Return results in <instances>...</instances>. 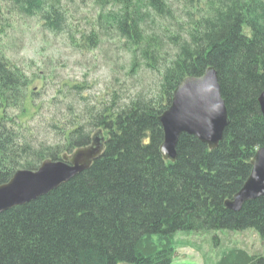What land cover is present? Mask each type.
Masks as SVG:
<instances>
[{"label":"trees","instance_id":"16d2710c","mask_svg":"<svg viewBox=\"0 0 264 264\" xmlns=\"http://www.w3.org/2000/svg\"><path fill=\"white\" fill-rule=\"evenodd\" d=\"M0 2H7V11L13 5L19 14L41 17L57 34L68 28L71 9L63 3L75 0ZM117 2L101 7L97 31H116L134 54L127 74L147 67L161 81L152 92H140L127 104L115 101L91 116L105 149L88 171L0 215V264H174L178 233L253 230L264 244V197L247 202L240 212L225 206L243 188L254 156L264 148L259 105L264 0ZM148 23L153 32L146 29ZM167 45L173 47L171 54ZM209 68L218 73L228 109L223 141L212 151L183 135L176 162L165 161L160 117L177 87ZM36 80L13 70L0 54V105L26 100ZM10 121L4 114L0 124ZM0 131V185L19 170L36 171L45 160L66 154L35 147L1 125ZM92 136L85 127L72 131L68 153L88 146ZM215 264H264V254L235 245Z\"/></svg>","mask_w":264,"mask_h":264},{"label":"rangeland","instance_id":"374dc122","mask_svg":"<svg viewBox=\"0 0 264 264\" xmlns=\"http://www.w3.org/2000/svg\"><path fill=\"white\" fill-rule=\"evenodd\" d=\"M117 1L63 3L71 9L65 10L68 28L57 34L45 28L41 17H26L13 5L7 11V2H0V54L13 70L37 78L26 100L0 105V119L5 114L12 120L0 125L15 133L14 137L38 148H60L69 155L70 135L78 127H85L93 135L92 144L97 133L92 115L100 114L115 101L127 104L136 94L150 93L158 86L160 75L147 67L127 74L134 54L127 52L119 33L109 28L97 31L101 7L110 9ZM149 23L146 29L153 32ZM172 51L173 47L167 45L166 52ZM176 240L179 244L174 264H215L225 249L235 245L264 254V244L253 230L178 233Z\"/></svg>","mask_w":264,"mask_h":264},{"label":"water","instance_id":"95a60500","mask_svg":"<svg viewBox=\"0 0 264 264\" xmlns=\"http://www.w3.org/2000/svg\"><path fill=\"white\" fill-rule=\"evenodd\" d=\"M264 115V92L259 97ZM164 141L160 152L165 161L176 162L177 147L183 135L196 137L210 150L218 149L229 126L226 102L214 68L201 77H188L176 89L171 106L161 115ZM105 139L97 132L92 144L79 148L60 160H45L36 171L19 170L0 185V215L49 195L75 177L88 171L103 154ZM264 197V148L252 160V173L243 188L225 206L240 212L250 201Z\"/></svg>","mask_w":264,"mask_h":264}]
</instances>
